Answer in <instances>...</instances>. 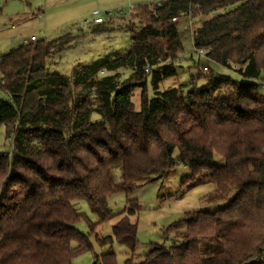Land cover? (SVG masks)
<instances>
[{"label": "trees", "instance_id": "obj_1", "mask_svg": "<svg viewBox=\"0 0 264 264\" xmlns=\"http://www.w3.org/2000/svg\"><path fill=\"white\" fill-rule=\"evenodd\" d=\"M130 15L141 28L129 30L128 51L71 76L47 71V40L0 57V125L13 139L12 152L0 153V264H71L90 251L89 234L75 228L85 218L80 202L97 218H85L90 233L116 219L97 244L124 245V264H264V81H244L261 80L264 0H162ZM183 17L193 24L194 50L238 67L243 80L198 73L186 88L159 91L176 76L183 46L175 21ZM120 70L130 73L121 78ZM177 164L190 171L182 187L210 183L217 197L234 194L217 211L171 225L166 233L179 231L171 245H151L135 263L137 202L113 215L107 199ZM96 262L114 264V255Z\"/></svg>", "mask_w": 264, "mask_h": 264}, {"label": "rangeland", "instance_id": "obj_2", "mask_svg": "<svg viewBox=\"0 0 264 264\" xmlns=\"http://www.w3.org/2000/svg\"><path fill=\"white\" fill-rule=\"evenodd\" d=\"M127 1H130V4ZM151 1L153 0H110L109 2L104 0H0V55L23 45L31 36L36 41L49 40L50 54L46 62L47 71L71 76L73 70L77 68L80 70L81 67L92 65L93 62L102 59L112 61L125 54L131 43L129 30L135 31L141 28L139 22L130 14L136 6ZM119 9L123 12L121 16L117 13ZM94 10L104 16V24L101 27L108 28L99 34L92 30L93 26L84 25L86 20L88 22L91 20L90 15ZM108 12L111 14L110 19L123 18L106 23L108 18H105V13ZM11 25L14 27L11 28ZM192 27L193 24L189 18L183 17L178 20L177 31L183 51L177 58L176 76L165 80L159 86V91L177 87L186 88L198 73L221 75L235 81L243 80L237 72L238 67H222L196 53L191 40ZM203 67L207 68L206 73L202 70ZM117 73L124 78L130 72L120 70ZM107 74L113 73L102 71L98 77ZM260 79H244V81L263 82L264 66ZM203 83V79L197 82L198 85ZM88 85L83 91L90 95L92 90L88 88ZM261 91L264 93V87ZM139 94L140 90L135 89L132 98L135 111L139 109ZM147 94L149 98L153 96L149 82ZM90 118L94 120L97 116L92 113ZM12 148V137H7L6 129L0 125V153L10 154ZM216 161L222 164V159L218 156ZM189 174L187 167L177 164L165 177L145 183L129 194L115 193L108 197L107 205L113 215L125 213L129 207V200L134 199L137 202L138 210L134 216L130 217L137 226L135 263L144 258L151 245L164 247L171 245L179 233V231L174 232L173 229L166 233L171 225L184 220L194 211H217L227 205L232 198L234 191H230L223 197H217L210 183L191 189L182 187V179ZM77 208L90 222H97V218L90 213L86 203L80 202ZM85 218H82L75 228L82 235L89 234L92 249L76 257L71 264H97L96 258L100 262L101 257L109 252L114 255V264H124L128 257V250L124 245L115 241L103 247L97 244V238L112 236V225L116 219L107 221L90 233Z\"/></svg>", "mask_w": 264, "mask_h": 264}, {"label": "crops", "instance_id": "obj_3", "mask_svg": "<svg viewBox=\"0 0 264 264\" xmlns=\"http://www.w3.org/2000/svg\"><path fill=\"white\" fill-rule=\"evenodd\" d=\"M105 2H109L110 0H104ZM118 1H120V0H118ZM160 1H162V0H153V1H151V2H149V3H147V4H154V3H158V2H160ZM129 4H130V1H127ZM127 3V4H128ZM123 4H125V3H123ZM118 15H120L121 16V14H118ZM123 16H124V14H123ZM126 17V16H125ZM90 18L92 19V17H91V15H90ZM121 18H123V17H118V18H112V19H110V18H108L107 19V21H106V23H109V22H113L115 19H121ZM180 19V18H179ZM179 19H177L176 21H175V23H176V26H177V23H178V20ZM85 24H87V25H89L90 27H92V30L94 29L95 30V33H101V32H103V30H105L106 28H104L103 30L100 28V26L101 25H103L104 24V22L103 23H101V24H93L92 22H91V20L88 22L87 20L84 22V25ZM14 27V25H11V28H13ZM179 34V33H178ZM31 37H33V36H31ZM30 37V38H31ZM179 37H180V35H179ZM30 38H29V40H27V41H25L24 42V44H26L28 41H30ZM181 39V38H180ZM49 41V40H48ZM29 43V42H28ZM23 44V45H24ZM12 50H14V49H10V51H12ZM10 51H8L7 53H9ZM7 53H5V54H7ZM5 54H3V55H5ZM3 55H0V57L1 56H3Z\"/></svg>", "mask_w": 264, "mask_h": 264}, {"label": "built area", "instance_id": "obj_4", "mask_svg": "<svg viewBox=\"0 0 264 264\" xmlns=\"http://www.w3.org/2000/svg\"><path fill=\"white\" fill-rule=\"evenodd\" d=\"M117 13H118V14H122V13H123V12H122V9H119V10L117 11ZM110 15H111L110 12L105 13V18H106V17L109 18ZM91 17H92L91 22H92L93 24H101V23L104 22V18H103L104 16H103V14H101V13H100L99 11H97V10L92 11V13H91ZM30 41H31V42H35L36 40H35L34 37H31V38H30ZM196 53H197L198 55H200V56H204V51H203V50H198V51H196ZM202 70L205 71V72H207V68H205V67H203Z\"/></svg>", "mask_w": 264, "mask_h": 264}]
</instances>
